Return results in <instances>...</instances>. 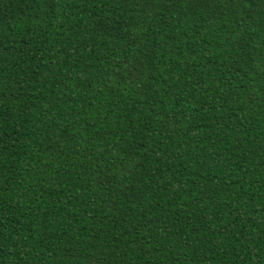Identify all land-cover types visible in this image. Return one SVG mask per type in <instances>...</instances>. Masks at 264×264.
Listing matches in <instances>:
<instances>
[{
  "label": "trees",
  "instance_id": "16d2710c",
  "mask_svg": "<svg viewBox=\"0 0 264 264\" xmlns=\"http://www.w3.org/2000/svg\"><path fill=\"white\" fill-rule=\"evenodd\" d=\"M0 264H264V0H0Z\"/></svg>",
  "mask_w": 264,
  "mask_h": 264
}]
</instances>
